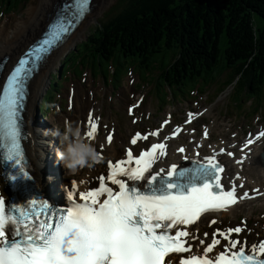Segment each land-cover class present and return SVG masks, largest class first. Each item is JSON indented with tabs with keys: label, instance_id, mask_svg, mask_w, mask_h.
<instances>
[{
	"label": "snow or ice",
	"instance_id": "6c2138e0",
	"mask_svg": "<svg viewBox=\"0 0 264 264\" xmlns=\"http://www.w3.org/2000/svg\"><path fill=\"white\" fill-rule=\"evenodd\" d=\"M89 3L90 0H72L65 14L19 59L0 91V148L4 149V158L15 161L25 176L28 172L24 169L21 146V110L27 97V83L45 56L83 19ZM134 107L138 105L132 106L129 114ZM193 115L188 114L186 123H191ZM85 123L87 138L95 140L99 119L90 112ZM181 130L177 127L173 135ZM150 134L158 136L159 130ZM204 135L207 138L206 129ZM261 137L264 132L256 139ZM106 139L111 144L113 135H107ZM141 139L147 140L148 136L136 133L130 143L135 145ZM254 142L249 139L244 147ZM178 152L184 153L185 149L181 147ZM158 155H166L165 142L153 144L138 157L133 156L131 149L127 150L126 159L108 163L107 182L118 186V190L114 191L105 177L100 176L98 189L79 193L83 203H75L77 192L70 190L69 199L73 203L60 212L51 211L46 202L36 200L9 208L0 197V264H166V258L167 264H264V241L248 246L247 242L231 238L233 232L243 230L239 226L227 231L217 229L202 253H193L186 239L191 234L180 227L195 224L206 212L226 210L240 199L252 198L247 191L237 196L239 175L230 182V190H225L221 183L225 169L216 159L218 153L204 157L203 161H193L191 168L178 169L173 164L167 170L152 172ZM227 155L234 156L231 152ZM236 162L242 164L243 160ZM119 177L127 178L131 186ZM76 187L73 182V188ZM105 194L107 198L101 202L100 197ZM217 235L227 244L210 257L209 253L221 243L215 238ZM192 239L199 238L193 235ZM182 253L189 255L175 262L170 258L171 254Z\"/></svg>",
	"mask_w": 264,
	"mask_h": 264
},
{
	"label": "trees",
	"instance_id": "16d2710c",
	"mask_svg": "<svg viewBox=\"0 0 264 264\" xmlns=\"http://www.w3.org/2000/svg\"><path fill=\"white\" fill-rule=\"evenodd\" d=\"M9 1L22 0H0ZM114 8L68 59L90 57L103 66L127 58L146 67L170 54L162 72L174 87L214 83L225 68L232 82L241 72L252 75L255 81L244 76L239 89L250 85L254 96L259 87L264 95V0H120ZM103 36L109 43L95 44Z\"/></svg>",
	"mask_w": 264,
	"mask_h": 264
},
{
	"label": "rangeland",
	"instance_id": "374dc122",
	"mask_svg": "<svg viewBox=\"0 0 264 264\" xmlns=\"http://www.w3.org/2000/svg\"><path fill=\"white\" fill-rule=\"evenodd\" d=\"M38 1L39 0H28V1H26L25 3H23V6L20 10V13L6 12L5 14L2 15V21L9 22V21H12L14 18L16 19V22L20 21L22 19H24V20H22L21 22L27 20L29 17V11H30L31 5H33L34 3H38ZM107 1L102 4L99 11L95 12V14L93 12L89 21L84 26L81 27L80 32H78L77 35L75 36L77 38L75 39L74 43L72 45H70L69 49H67L66 51L63 50V53H61V55L57 59V62H56L55 66L51 72H54V70L61 67V65H59L60 61H62L64 59L65 55L67 53H69V51H71L73 48H75L78 44L82 43L83 40L88 38L89 30L92 27L95 28L98 24L102 23V21L107 16L111 17L114 13H116L118 11L115 8H114L115 9L114 10L113 7L118 5V2L120 0H109L108 2ZM255 24L259 27H262V25H263L262 22L260 21V19H258V18L255 19ZM14 26H15L14 23H11V22L8 23V26L6 27L5 34H9V32L12 30V28ZM30 28L27 30H30ZM90 32H91V30H90ZM26 34H27V32H24L18 38V40L23 39L26 36ZM18 40L14 44V46L17 43H20V42H18ZM97 43L100 45V42H97ZM170 57H171L170 54H168L165 59L162 57H158L157 59L154 60V62L152 63V66H148V67L147 66L142 67L136 63L134 64L133 61H131L127 58H123L122 60L117 59L115 64H114L115 69H116L115 75H112L110 73V71L108 69L109 63H103V66H100L99 62H97V64H95L94 60L91 59L90 57H88V59L85 61V68H87V71L84 74L78 72V74L76 75V76H78V78H76V83H75L76 91L81 92V88H78V85H83V83H84L83 78H86V80L88 78H94L93 72H91V71H94V73L97 74V76L102 75V74L108 75L110 78L111 85H117L118 86L119 80L127 74L129 68H131L133 65H135L136 71L141 76L142 80H144L145 82H147L149 84H152L154 86L153 93L157 97L161 98L163 103L167 105V102L164 101L163 96H164V93H166L167 99L170 100V95H172L171 91L167 85H162V83H159V85L157 87V83H158V73L161 71L162 65L164 62L169 63ZM221 59H222V57H221ZM81 68H83V66H81ZM49 78H50V75H49L48 79ZM93 85L94 84H92V86ZM219 86H220L219 84L215 85V87H217V88ZM83 87H84V85H83ZM105 89H106V91L104 93L98 95L100 97V100L103 102V109H102L103 111L111 110L112 108L109 106V101L111 100L112 103H114L113 100L116 98L115 97L112 99H110V98L107 99L108 91H111V88H109L107 86V83L105 84ZM85 90H86V88L84 87V91ZM150 91H151V87H150V85H147V84L145 85V87H143L139 90L140 93L145 94V101H144L143 105L146 108L151 106L150 100L147 103V98L150 94ZM216 91L217 90H215L214 93L217 94V96L214 99L207 101V91L204 90V92H202V90H200V99L198 101V103L199 102L202 103V106H209L208 107V114L204 118V121L212 123V126H213L212 135L215 139L221 140V139L225 138V135H230V133L232 131L230 129H227L229 127L234 128L235 126H237L238 127L237 131H243L244 130L243 132H245V129L241 125H244L247 123L251 124L252 122L254 123V121L252 119H248L249 117H252L253 119H255L256 115H260V116L264 115V105L262 106V108H260V110H258L257 112H254L253 106H250V105H252L251 100L249 101L247 99L248 101H246V98H244L245 108L243 109V113H242L243 115L239 116L238 111L235 110L236 104L238 102L240 103V100H237L238 95H234L233 97L229 98V96H228L229 89H227V91L223 92V93H217ZM41 92H43V90ZM120 92H121V94L123 93L122 90ZM54 94H55V91L53 90L52 95H54ZM93 95L95 96L94 91H93ZM201 99H203V100H201ZM229 102H231V104ZM169 103H170V101L168 102V104ZM186 103H187V101L185 100L183 104H186ZM175 104H176V106H180V103H178L177 101H175ZM232 107L234 108V110H232ZM168 108H169V106H166L165 109H161L162 110L161 113L163 114L165 112V110ZM65 111L70 112L66 108H65ZM127 116L128 115L125 113L122 114V119L124 120L125 118H127ZM103 121L105 123L110 122L109 120L105 119L104 113H103ZM180 121L181 120H178L177 122H180ZM257 124H258V122L254 126L255 130L259 126V125L257 126ZM116 125H117V127L122 129V137H124L123 130H129V128L131 127V124H127L125 127H122L118 124H116ZM261 146L264 149V145H261ZM263 213H264V208H256V210L252 213L251 216H249V215H247V216L249 217L250 221L254 222V225H256V227L259 229V231L264 232V217H262ZM258 221H260V223H257Z\"/></svg>",
	"mask_w": 264,
	"mask_h": 264
},
{
	"label": "bare ground",
	"instance_id": "6f19581e",
	"mask_svg": "<svg viewBox=\"0 0 264 264\" xmlns=\"http://www.w3.org/2000/svg\"><path fill=\"white\" fill-rule=\"evenodd\" d=\"M106 1L107 0H94V2L96 3L94 10H93L94 14L95 12L100 10L102 4ZM60 2L61 1L59 0H39L38 3H34L30 7L28 19L18 24V26L16 27V29L13 31L11 35L3 36L0 38V60L3 59L5 55L10 56V59L3 72V77L1 81L4 78L5 73L14 64L16 58L21 53L22 48L24 49L45 28V26L48 23L49 17L52 16V14L55 12L56 3L59 4ZM89 19H90V15L86 17V19L81 23V26L75 31V33L70 37V39L67 42H65L63 46H61L57 51H55L49 57L43 69L40 71L38 75L34 77L32 81L31 97H30V103H29L27 119H26V122H27L26 128L28 130V134H30L29 131L30 132L32 131V126L35 123V115H34L33 108L35 107L37 98L41 90L48 83L47 77L50 71L53 69L57 59L59 58L60 52H62L63 50H67L70 47V45L74 43L75 39L77 38L75 36L77 35L78 32H80L81 27L84 26L89 21ZM29 28L30 30H27ZM2 29L5 30L6 27L3 26ZM24 32H27L26 36L23 39L18 40V38ZM17 40L20 43H17L14 46ZM130 90H133L132 86L130 87ZM82 96L86 98L85 101L81 102L80 104H77V101H76L75 111L70 113V116L75 115L77 118L81 116L85 117L91 106L96 105V108H98L97 107L98 100L95 99L93 95H90L87 92H83ZM250 98L254 99L252 95L250 96ZM102 106H103V103L100 104V108H102ZM41 135L45 136L44 131H42ZM178 136H180V134H178ZM117 141H121L120 137L117 138ZM51 143L55 144V142H53V138H51ZM204 143H205L204 140H202L200 143V146H203ZM26 148H27L28 155L31 156V161L34 166L35 173L38 175V174H42L44 171H47L49 164L48 163L46 164L45 154H42L39 152L36 145L32 143L31 137H29V141H28V144L26 145ZM107 150H109L110 152L116 153L117 152L116 143L113 142L109 147H107ZM259 150L260 151L263 150L262 146L256 148L255 150H253L252 147L246 150H240L239 153H234L233 157L224 155L225 159H227L228 161V170H227V173H225L222 176V183H226L228 181L231 182L237 176V174H239L241 179L236 181L237 188H240L239 185L243 183L244 187L241 189L244 192L247 191L249 193V196L252 198L244 199L243 203L236 204L235 207L231 211L230 210L225 211L229 213H223L222 214L223 216H226L229 214L237 215L239 213V211L236 212L237 208H240V210H242L244 213H248L249 216L252 215V213L256 210L255 198L262 191L258 188L257 189L258 192H256V191H253L254 189L252 188L253 186L257 184L255 183V180L259 182L260 180L264 179V162H262L261 155L259 154ZM242 153H246L245 158L238 155V154L242 155ZM53 154H55V152H51L49 154V157H52ZM237 159L243 160V163L238 165L239 168L242 169V171H239L238 167L234 164V162ZM45 164L47 166H43ZM243 165H246L247 168L244 169ZM157 170L158 169L154 167L152 168L153 172H156ZM56 176H55L56 178L59 177V175H56ZM63 184H64V179L62 178L60 179V185L63 186ZM258 205L259 207L264 208V199L259 200Z\"/></svg>",
	"mask_w": 264,
	"mask_h": 264
},
{
	"label": "clouds",
	"instance_id": "9594fccd",
	"mask_svg": "<svg viewBox=\"0 0 264 264\" xmlns=\"http://www.w3.org/2000/svg\"><path fill=\"white\" fill-rule=\"evenodd\" d=\"M44 134L59 138L60 147L56 150V156L67 174L85 167L91 168L100 162L96 146L78 123L65 119L63 131L59 126L53 125V128L44 130Z\"/></svg>",
	"mask_w": 264,
	"mask_h": 264
}]
</instances>
